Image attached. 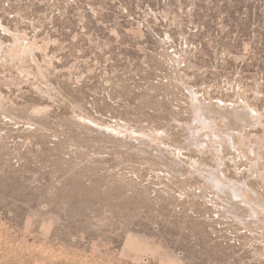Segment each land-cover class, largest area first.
<instances>
[{"label":"rangeland","instance_id":"374dc122","mask_svg":"<svg viewBox=\"0 0 264 264\" xmlns=\"http://www.w3.org/2000/svg\"><path fill=\"white\" fill-rule=\"evenodd\" d=\"M0 264H264V0H0Z\"/></svg>","mask_w":264,"mask_h":264}]
</instances>
